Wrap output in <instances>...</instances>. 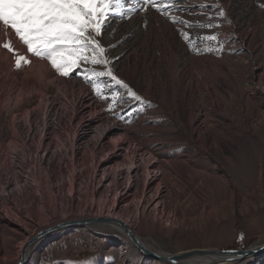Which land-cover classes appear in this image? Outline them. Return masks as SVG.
<instances>
[{"label": "rangeland", "instance_id": "rangeland-1", "mask_svg": "<svg viewBox=\"0 0 264 264\" xmlns=\"http://www.w3.org/2000/svg\"><path fill=\"white\" fill-rule=\"evenodd\" d=\"M214 3L222 5L226 17L209 21L208 13L214 15L216 9L198 5ZM261 3L264 0H177L182 10L173 9L171 14L191 21L192 26L185 30L193 37L217 33L225 42L219 54L190 51L177 31L183 26L153 9L112 16L103 37V43L118 45L111 53L118 59L111 66L116 75L151 102V107L131 119L126 113L113 115L86 81L77 75L65 78L56 74L47 60L28 54L13 39L15 48L30 63L19 69L13 65L12 71L0 78L5 87L0 91V264H19L21 247L44 231L31 244L24 264H190L146 258L108 222H72L86 218L87 213L110 211L116 195L125 187L130 197L127 203L118 204L121 207L116 214L156 252L238 250L264 243ZM209 22L218 26L211 30L200 27ZM2 34L5 39L7 34L0 30ZM42 63L51 73L39 81ZM30 79L37 90L22 91L23 98L18 100L22 83ZM62 80L74 88L66 98L59 90L64 86ZM87 102L90 112L84 106ZM54 109L60 114L56 123L46 116ZM94 114L99 115L98 122L92 118ZM90 117L98 130L101 123L113 121L124 129L121 168L125 169L128 158L134 157L136 175L109 169L107 180L99 185L103 175L98 172L95 177L92 173L97 163L112 156V149L93 154L94 136L75 144L71 155L72 137L82 131ZM45 118L49 127L44 132ZM54 130L62 132L60 146ZM13 139L33 143L30 163L22 162L21 151L11 145ZM9 159L12 163L8 166ZM149 159L158 161L157 168L162 161L176 165L167 176L168 190L160 205L145 212L169 232L145 229L146 215L135 208V203L142 200L139 188ZM36 160L39 164L35 170L51 176L48 189L42 185L35 191L37 200H23L32 184L30 170ZM155 172L163 178L161 170ZM174 178L177 185L173 189L169 185ZM40 196L50 198V203ZM217 210L218 215L213 217ZM61 222L65 223L54 227ZM241 233L243 240L239 239ZM226 264H264V253Z\"/></svg>", "mask_w": 264, "mask_h": 264}, {"label": "snow or ice", "instance_id": "snow-or-ice-1", "mask_svg": "<svg viewBox=\"0 0 264 264\" xmlns=\"http://www.w3.org/2000/svg\"><path fill=\"white\" fill-rule=\"evenodd\" d=\"M198 7L216 9L214 15L208 13L209 21L226 17V10L219 3ZM259 7L264 9V3ZM148 9L183 26L177 31L195 54L224 51L225 42L217 33L193 37L185 30L192 26L191 21L171 14L173 9L182 10L177 0H131L130 3L126 0H0V30L7 34L0 47L16 57L14 65L17 69L29 64L30 60L15 48V39L28 54L47 60L56 74L65 78L77 75L86 81L113 115L126 113L131 119L151 107V102L115 74L111 65L118 57L111 53L118 45L103 43V37L112 16L125 13L131 16ZM217 26L218 23L212 22L200 25L208 30ZM239 239H244L243 233Z\"/></svg>", "mask_w": 264, "mask_h": 264}, {"label": "bare ground", "instance_id": "bare-ground-1", "mask_svg": "<svg viewBox=\"0 0 264 264\" xmlns=\"http://www.w3.org/2000/svg\"><path fill=\"white\" fill-rule=\"evenodd\" d=\"M4 37H5L4 34L0 35V43H3ZM21 50H23V49H21ZM20 52L21 51H19V53ZM15 58L16 57L12 53H10L7 50H5L4 48L0 47V78H3L4 73L6 74V72L9 73L10 71H12V67L14 65ZM38 71H39V81H43V79L49 77L50 73H51V71L48 70L46 68L45 64H43V63L40 65V69ZM61 84L64 85V86L59 87L60 93L62 94L63 98H66V95L69 91L72 94L74 93V88L71 84H67L63 80H62ZM4 88L5 87H4L3 82L0 81V91H2ZM31 88H32V90H37L36 83L34 82L33 79H30L26 82H23L22 87L19 90L21 92H18L20 95V99H18V100H21L23 98L22 91L30 90ZM3 102L4 101H2V103ZM84 106L86 108H89V110H88L89 112L91 111V104L89 102H87ZM29 113L30 112L27 111V116ZM59 115L60 114L58 113V111H56L54 109L53 111H49V112L47 111L46 116H50V117H52V119L54 118V121L56 123L58 118L60 117ZM94 115L95 116H93L92 118H95V122H98L99 119L97 120L96 118L99 115L98 114L97 115L94 114ZM92 118L90 117L89 118L90 121L85 122V124L82 128V131H76L74 133L72 140H71V142H72V144H71V146H72L71 155H73V153L75 152V150H74L75 144L76 145L80 144V143L84 142V140L87 141L91 136H94V140H93V145H94L93 147L94 148H93V151H91L93 154H94V152L96 153L98 151H102L104 148H111L112 149V156L108 159H105L104 161L97 163V165L95 166V169L92 173V175L96 177V174L98 172H101V175H103V176H102L101 181H100L101 184H99V185H102L107 180L109 169H116L117 171H119V173H121V171L123 169V168H121V165L124 164L123 158L125 157V154L123 155V152H122L124 149L123 148L124 144L122 143V138H123L122 136H124L123 135L124 129H122V127L119 124H117L116 122L113 121V123H107V122L105 124L101 123L100 124L101 128L98 130V125L92 120ZM48 125L49 124L47 122V119L45 118V121L43 122L41 130L45 132V130H47V128L49 127ZM15 131H17V129H15ZM56 131H55L56 132V143H57V145L60 146L61 141H62V136H61L62 132L59 130H56ZM39 143L40 144L43 143L42 140H40ZM32 144H33L32 142H31V144H28L27 141H25V140L21 141L20 139H13V141L11 140L12 147L21 151L22 157H23L22 158L23 163L24 162L30 163V160H31V154L30 153L32 151ZM40 144H37L36 146L39 148ZM128 159H129V162L126 165L125 169H123V170H125L127 172V174H129L130 176L132 173H134V175H136V173H137L136 172L137 162L134 159V157H130ZM140 159H142V161L144 160L142 156ZM37 161L38 160H36V162H34L35 166L33 165L31 170H30L31 177H32V184H31L30 188L27 190V193L25 195V198H23V200H25V199H28V200L33 199L34 201L37 200L35 194L37 191H39V189L42 185H44V187L46 189H48V183L47 182L51 176L47 172H43V174L41 175L40 172H37L35 170L39 164ZM157 162L158 161L156 159H153V160L149 159L147 161V163L145 164V168H144V174L145 175H144V179L142 180L143 183H142L141 187L139 188L140 189L139 191L141 194L140 196H141L142 200L140 199V201L135 203L136 204L135 205L136 210H139L141 208L143 215H146L145 212H146V210H148V208L152 207L155 210L160 205L162 197L164 196V194L168 190L167 189L168 186L165 187L166 186L165 182H166L167 176L171 175L172 173H170V171H172V170L175 171V168H176V165L172 164L170 161L160 162L159 163L160 166H159V168H157V167H155ZM11 163H12L11 159H9L8 160V166L11 165ZM155 169L161 170V173H163V178L159 179L158 174L155 172ZM167 170H168V172H167ZM95 177H93V178H95ZM176 178L172 179L173 182L169 185L170 188H173V189L176 188L175 187L177 185L176 181H175ZM20 188H21V186L18 185L17 189H20ZM97 191H99V190H96V192H94L92 194L95 195V193H97ZM129 192H130L129 188H127V187H125L123 189V191H121V192L119 191V193L116 195L113 207L111 208L110 211H108L106 213H102L100 210L101 213H97V214L96 213L95 214L87 213L86 218H84V217H83L84 219L83 218L82 219L81 218H75L73 220L78 221V220L90 219L93 221L95 220L96 222L97 221L98 222H101V221L102 222H108L109 225L115 231L119 232L122 235H125L130 240L127 229L131 233H133L134 235H136L135 231L132 229V227H130V225L126 222V220H124L123 218H121L120 216H118L116 214V211H117L116 209L118 207H121V205H118V204L124 203V202L127 203V201H128L127 199L130 197ZM39 199L43 200L44 198H42L40 196ZM15 200H17V199H15ZM44 200H47V202L50 203V198L47 199V197H46ZM143 200H144V203L142 204ZM98 207H99V205H98ZM216 215H218V210L213 211V213H212L213 217H216ZM144 219L145 220H144L143 226L145 229L154 228V229H157L160 231L164 230L165 232H167L169 230V228L161 227V224H159L155 219H150L149 214L146 215ZM64 223L65 222H63V223L61 222V223L55 225L54 227L61 226ZM54 227L51 229L55 230L57 228V227L56 228H54ZM44 232H41V234ZM39 236H37L36 238H34V236H32V238H30V239L34 238V240H36L37 238H39ZM136 236L140 240L139 236L138 235H136ZM34 240L31 242V244L34 242ZM141 243L143 244V246L146 249L150 248L148 245H146L142 241H141ZM31 244H29V246H27L26 248L24 246L21 247V249L19 251V253H20L19 261H20V259L21 260L23 259L24 263L26 262L28 254H29L28 251L30 249ZM253 246L255 247L256 245H253ZM201 250H205V249H201ZM190 251H192V250H190ZM183 252H187V251H181L178 253H183ZM159 253L160 254H162V253L163 254H170V253L163 252V251L159 252ZM178 253H175V254H178ZM143 256H145V255L143 254ZM225 259H226V257H224V256L222 257L221 255H208V256H206V255H193L191 257L184 258L180 261L185 262V263H190V264H193V263L226 264L227 261H225Z\"/></svg>", "mask_w": 264, "mask_h": 264}, {"label": "water", "instance_id": "water-1", "mask_svg": "<svg viewBox=\"0 0 264 264\" xmlns=\"http://www.w3.org/2000/svg\"><path fill=\"white\" fill-rule=\"evenodd\" d=\"M72 222H79V223H85L86 222H96L95 220H90V219H86V220H78V221H72ZM129 238L131 240V242L134 243V245L137 247V249H139L146 257L148 256L149 258H153L155 260L158 261H169V262H178L184 258L187 257H191L193 255H221L222 257H226L225 261H237L238 259L247 257V256H253L254 254H260V253H264V243L260 244V245H256L255 247L253 246L252 248H247V249H223V250H215V249H205V250H201V249H193L192 251H187V252H183V253H178V254H160L159 252L154 251L153 249L150 248H145L143 246V244L141 243V241L137 238L136 235H134L133 233H131L128 229H127ZM40 235V234H39ZM37 235V236H39ZM36 236V237H37ZM34 236V238H36ZM30 239L26 242V246L24 245V247L26 248L27 246H29V244H31V242L34 240ZM19 264H24V260L20 259Z\"/></svg>", "mask_w": 264, "mask_h": 264}]
</instances>
